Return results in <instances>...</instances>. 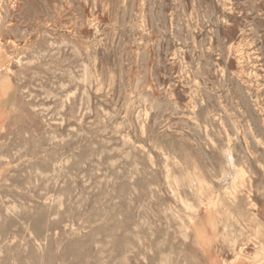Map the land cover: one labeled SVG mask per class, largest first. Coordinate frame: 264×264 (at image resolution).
I'll return each mask as SVG.
<instances>
[{
	"label": "rangeland",
	"instance_id": "374dc122",
	"mask_svg": "<svg viewBox=\"0 0 264 264\" xmlns=\"http://www.w3.org/2000/svg\"><path fill=\"white\" fill-rule=\"evenodd\" d=\"M2 82L0 264H264V0H0Z\"/></svg>",
	"mask_w": 264,
	"mask_h": 264
},
{
	"label": "crops",
	"instance_id": "0c3cea01",
	"mask_svg": "<svg viewBox=\"0 0 264 264\" xmlns=\"http://www.w3.org/2000/svg\"><path fill=\"white\" fill-rule=\"evenodd\" d=\"M6 91H7V86L4 82H2L0 84V129L3 123V118H4V113H5L4 110L7 109V106L5 108V92ZM205 255L208 259V264H218V261L211 250L206 251ZM238 264H244V263L240 262Z\"/></svg>",
	"mask_w": 264,
	"mask_h": 264
},
{
	"label": "bare ground",
	"instance_id": "6f19581e",
	"mask_svg": "<svg viewBox=\"0 0 264 264\" xmlns=\"http://www.w3.org/2000/svg\"><path fill=\"white\" fill-rule=\"evenodd\" d=\"M229 52V51H228ZM102 151V150H101ZM57 162V161H56ZM57 170H59V169H57ZM69 198V197H68ZM45 199V198H44ZM40 202V201H39ZM253 206H255V205H253ZM65 231V230H64ZM71 232V231H70ZM75 234V233H74ZM57 240V239H56ZM39 247V246H38ZM101 248V247H100ZM41 250V249H40ZM101 255V254H100ZM12 262V261H11ZM12 264V263H11Z\"/></svg>",
	"mask_w": 264,
	"mask_h": 264
}]
</instances>
